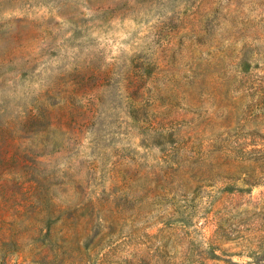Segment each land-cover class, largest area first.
I'll use <instances>...</instances> for the list:
<instances>
[{
	"label": "rangeland",
	"instance_id": "1",
	"mask_svg": "<svg viewBox=\"0 0 264 264\" xmlns=\"http://www.w3.org/2000/svg\"><path fill=\"white\" fill-rule=\"evenodd\" d=\"M0 264H264V0H0Z\"/></svg>",
	"mask_w": 264,
	"mask_h": 264
}]
</instances>
